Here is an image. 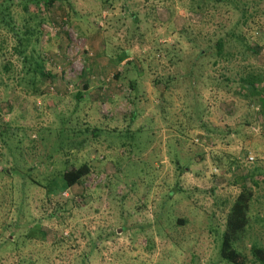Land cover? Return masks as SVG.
I'll return each instance as SVG.
<instances>
[{
    "label": "rangeland",
    "instance_id": "374dc122",
    "mask_svg": "<svg viewBox=\"0 0 264 264\" xmlns=\"http://www.w3.org/2000/svg\"><path fill=\"white\" fill-rule=\"evenodd\" d=\"M69 1L73 11L43 12L50 75L35 92L1 77L0 264H231L222 234L244 187L253 199L235 246L264 264V113L240 92V59L198 57L231 30L236 49L250 45L245 64L264 70V0ZM201 109L211 139L195 126ZM83 163L79 184L45 189Z\"/></svg>",
    "mask_w": 264,
    "mask_h": 264
},
{
    "label": "trees",
    "instance_id": "16d2710c",
    "mask_svg": "<svg viewBox=\"0 0 264 264\" xmlns=\"http://www.w3.org/2000/svg\"><path fill=\"white\" fill-rule=\"evenodd\" d=\"M57 2L65 6L67 5L69 10H74L69 0H0V83L1 77L5 78L7 76V79L10 81L19 80L18 84L20 83L25 91L35 92L36 82H40L50 75V72H47L45 59L41 52L37 50L43 35V12H51ZM120 2L121 0H100V3L107 5L108 10H114L115 6ZM190 3L193 6V4L197 3V0H191ZM41 8H44V10L42 11ZM226 34V36H218L207 45V49L212 51H198V57L204 58L211 54L212 59H214L212 61L214 66L240 59L242 62H239V68L235 72L240 92H243L244 96L248 94L249 104L259 107L261 113H264V70L253 64H245L244 61H247L249 58V43L242 49H236L235 43H239L240 35L237 32H231V30L226 32ZM233 49L238 51L239 55L237 57L234 55ZM224 51H226L227 58H224ZM161 52L164 54V50H161ZM131 53L132 51L129 50L124 52V55ZM168 53L171 56L175 55L173 50L166 51L165 55L168 56ZM176 57H181L178 51L176 52ZM122 58L123 56L120 57L119 61ZM225 69L228 68L225 66ZM114 77L120 80L121 74L118 72ZM233 78L231 75L225 76L227 82L233 81ZM136 80L130 79L131 87L135 88ZM81 96V94L78 95V98L81 99ZM170 103L171 96H166L165 94V96L160 98V103L157 105L159 111L168 112ZM190 107L191 105H187L186 108L189 109ZM204 117V110L201 109V113L193 120L197 128H201L202 125L208 132L205 137L211 139L209 131L213 128L206 129L207 124L204 123ZM175 124L180 126L185 125L184 117L175 119ZM84 131H88V128L81 131V133ZM69 132L72 133L71 131ZM98 133V130L93 131L92 135L95 136ZM124 133L125 137H129L131 134L130 129L127 128ZM72 134L74 135V133ZM132 136H135V132L132 133ZM15 138L14 135L9 134L6 137L7 141L4 140L7 144L12 145ZM176 166L182 171L185 169L178 161H176ZM9 171L5 170L3 174L8 176L10 173H13V170ZM90 173L91 166L88 163H83L79 167L62 170L57 175L60 178H57V176L47 178L45 189L50 194L51 192H56V189L59 188L63 190L71 188L79 184ZM57 180L59 181L57 182ZM172 192L168 194V197L172 196ZM252 199L251 190L244 187L228 215L226 229L222 234L220 255L231 264H246L247 261L246 256L237 249L235 243L248 224V212ZM258 249L255 248L259 252L255 257L264 262L263 249Z\"/></svg>",
    "mask_w": 264,
    "mask_h": 264
},
{
    "label": "built area",
    "instance_id": "2783aa9c",
    "mask_svg": "<svg viewBox=\"0 0 264 264\" xmlns=\"http://www.w3.org/2000/svg\"><path fill=\"white\" fill-rule=\"evenodd\" d=\"M251 159H253V158H251Z\"/></svg>",
    "mask_w": 264,
    "mask_h": 264
}]
</instances>
